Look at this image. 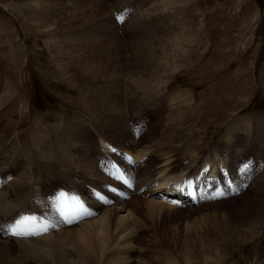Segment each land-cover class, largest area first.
<instances>
[{
  "label": "rangeland",
  "instance_id": "obj_1",
  "mask_svg": "<svg viewBox=\"0 0 264 264\" xmlns=\"http://www.w3.org/2000/svg\"><path fill=\"white\" fill-rule=\"evenodd\" d=\"M99 135L136 149L130 154L146 152L139 179L167 161L181 192L187 178L206 179L226 164L237 191L159 214L167 218L159 232L145 205L149 183L136 180L143 192L113 205L88 197V185L108 182ZM0 169V195L33 181L29 211L73 237L76 264H123L103 254L106 231L92 226L119 206L144 225L136 230L144 251L130 264H264V0H0ZM61 187L78 189L95 214L61 223L47 206ZM22 204L8 201L10 209ZM204 214L215 228L242 232L214 261L194 258L186 236L194 230L184 229ZM248 226L256 227L250 238Z\"/></svg>",
  "mask_w": 264,
  "mask_h": 264
},
{
  "label": "bare ground",
  "instance_id": "obj_2",
  "mask_svg": "<svg viewBox=\"0 0 264 264\" xmlns=\"http://www.w3.org/2000/svg\"><path fill=\"white\" fill-rule=\"evenodd\" d=\"M102 145H104L111 152L110 149L112 148L109 147L110 145L106 141L102 140ZM145 153V151H135V154H129L131 156V159H135V161L133 162L135 163L136 161L140 160ZM159 167L161 168L151 170L150 172H148V170L145 171V173H148L145 174L142 179H138L140 184H150V187L147 188V192H149L148 194L151 197L145 198V205L148 208H154V211H156L157 214L154 219H149L150 225L152 227H157L160 222L165 223L167 221V218L164 217L162 219L163 216L159 214H164L165 216H172L175 213L179 212L180 210L175 209V207H180L178 201L187 197L188 200H190L189 197L191 198L194 194H196L199 185H201L206 180L202 176H192L191 178H187L188 181H186L182 185L184 189H182L181 192H178L177 189L181 185H177L174 182L172 178L173 172L171 171L169 162L162 161ZM221 172L225 176L229 174L227 169H225V165L223 166V168H221ZM103 174L109 179V176L105 172H103ZM215 175L216 174H213L211 177L208 178L212 179V177H214ZM131 181L135 182V179L133 180L132 176ZM32 184L33 181H29L26 189L14 190L8 187L0 195V236L4 238H0V264H76V260L74 259V253L81 254V251H77L76 247L71 243L73 237L69 233L54 230L52 226L48 223L44 224L37 216V212L39 214V211H29L31 209L29 204L34 199V195L32 194ZM108 184L109 182H107V185ZM143 189H138L139 193L143 192ZM97 191L94 192L96 193ZM108 192L111 196L114 195L111 190H109ZM11 198H20L23 201V204L17 209H10L8 207V201ZM117 199L122 198L117 197ZM53 200L54 197L51 198V201ZM97 203L105 205L108 204L102 201H97ZM198 208L203 211L210 209H204L201 208V206ZM113 210L106 213L100 222H96L92 224V226L97 230V234H103L104 229L106 231V239L101 240L100 242L103 254H105L106 257H111L112 261L119 260L123 264H130V262L127 261V258L132 255L136 256L137 254H139L137 252L144 251L143 247H139L138 245L140 244L138 243L140 237L137 236L138 231H136L138 229H141V227H143L144 225H138L137 223L139 221L132 215L129 210L127 211V208L124 206H119L114 211ZM56 215H59L58 212H56ZM24 216H30L35 218L34 220L30 221V225L33 229L34 234L25 236L10 235V228L14 221ZM59 220L64 225L70 226L68 225V223L63 222L60 218ZM207 221L208 215L204 214L203 216L195 218L193 221L186 223L184 229L185 231H188L191 228V230H194V233H186V236H190V234H192L191 239L193 244L191 245L190 252L194 255V258L202 259V261H214L216 257L219 256L218 254H220L222 245L225 243H229L228 241L231 240V237L240 235L242 232L240 230L233 232L230 231L228 228L218 229L215 228L214 225L207 223ZM212 221H220V211H218L216 207H212ZM159 229L160 227H157V230L161 232ZM201 230H204L206 233H211L210 237H199L197 234ZM178 231L179 230L175 225L173 233L177 234ZM234 234L235 236H233ZM255 234V226H248L244 232V235H248L247 238L253 237V235ZM154 235L157 237L154 238L155 241L153 240L154 244L160 247V249L158 247L157 248L160 250V252L163 253L164 247L166 248L168 245L163 244V242L157 236L156 233H154ZM76 236L83 244L84 242H86L84 238L87 237L84 236V234L77 233ZM186 240L187 238L185 237L183 242H185ZM5 242L7 244H5ZM165 251L167 252V250ZM165 254L164 256H166ZM157 255L154 254V258H156ZM169 261L171 262V259ZM133 264L149 263H147L145 260H135Z\"/></svg>",
  "mask_w": 264,
  "mask_h": 264
},
{
  "label": "snow or ice",
  "instance_id": "obj_3",
  "mask_svg": "<svg viewBox=\"0 0 264 264\" xmlns=\"http://www.w3.org/2000/svg\"><path fill=\"white\" fill-rule=\"evenodd\" d=\"M75 200V197H73ZM83 206L81 205V209ZM34 217L24 216L20 219L14 221L10 228V235L12 236H25L34 234L33 229L31 228L30 221L34 220Z\"/></svg>",
  "mask_w": 264,
  "mask_h": 264
}]
</instances>
